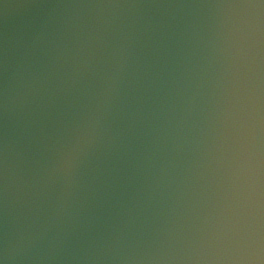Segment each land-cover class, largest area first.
Masks as SVG:
<instances>
[{
    "label": "clouds",
    "instance_id": "9594fccd",
    "mask_svg": "<svg viewBox=\"0 0 264 264\" xmlns=\"http://www.w3.org/2000/svg\"><path fill=\"white\" fill-rule=\"evenodd\" d=\"M0 264H264V0H0Z\"/></svg>",
    "mask_w": 264,
    "mask_h": 264
}]
</instances>
